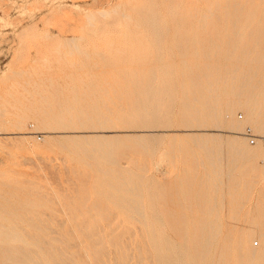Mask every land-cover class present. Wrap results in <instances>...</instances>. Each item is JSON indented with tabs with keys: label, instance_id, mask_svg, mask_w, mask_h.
Returning a JSON list of instances; mask_svg holds the SVG:
<instances>
[{
	"label": "rangeland",
	"instance_id": "rangeland-1",
	"mask_svg": "<svg viewBox=\"0 0 264 264\" xmlns=\"http://www.w3.org/2000/svg\"><path fill=\"white\" fill-rule=\"evenodd\" d=\"M206 3V0H0V226L9 223L22 226V233L27 231L37 238H48L54 245L71 251L74 246L57 240L58 232H73V236L68 235V241L74 243L79 239L85 246L91 240V236L82 234L84 232L79 229L85 224L90 232L100 229L108 248L106 259L111 260L117 248H121L117 252H122L126 247L131 251V264H138L137 255L145 252L143 247H147L146 253L155 258L157 247L152 242H143L144 236L138 229L141 221L126 216L120 204L112 203L97 192L102 189L95 169V161H102L97 152L102 147H111L117 163L139 176L145 213L159 217V220L149 218L148 223L173 242L183 260L180 259L181 264H187L189 243H181L172 231V222L167 217L169 212L161 196L164 192L168 197L177 196L173 185L184 182L183 176L188 170L193 181L199 182L203 174H212L215 168L221 172L226 169V154L225 157L216 155L213 160L218 156L217 159L222 160L212 164L204 151L207 147H218L216 138L202 142L186 134L194 131L216 133L217 130L207 126L185 131L174 122L175 119L171 120L173 124L170 121V125H166L153 116L137 113L130 115L127 122H122L118 113L107 114L109 123L91 127L75 124L72 125L74 129L54 123L40 125V117L46 111L107 112L120 109L116 108L119 99L112 95L123 93V87L130 84L124 68L140 62L148 69L156 56L177 67L173 21L183 15V7ZM146 4L157 9V28L147 21L149 14L141 12ZM175 4L178 10L170 12V6ZM107 105L110 109L104 108ZM161 107L163 110L164 104ZM67 115L62 116L68 119ZM234 115L244 119L245 112L237 108ZM160 116L163 117L162 112ZM252 129L254 133L263 134V130ZM220 133L234 132L223 130ZM246 141L251 144L248 138ZM221 146L225 148L223 144ZM112 166L116 167V164ZM263 184V180L254 184L237 219L230 217L227 205L223 204L219 210L220 238L227 227L248 231L249 215L254 211L256 195ZM26 195L35 197L37 202L20 208L18 201ZM169 205L178 207L173 200ZM191 206L195 208L197 204L191 203ZM15 212L17 215L20 212L19 216L24 219L14 217ZM57 222L63 224L59 226ZM36 225L47 229H36ZM252 244L258 247L260 240L253 237ZM238 259L234 251L229 263L237 264Z\"/></svg>",
	"mask_w": 264,
	"mask_h": 264
},
{
	"label": "bare ground",
	"instance_id": "bare-ground-1",
	"mask_svg": "<svg viewBox=\"0 0 264 264\" xmlns=\"http://www.w3.org/2000/svg\"><path fill=\"white\" fill-rule=\"evenodd\" d=\"M206 2L204 6L183 7L181 10L183 15L173 21L176 29L174 45L179 60L177 67L174 68L172 63L162 62L157 56L148 69H144L140 62L133 66H126L124 74L129 77L130 84L123 87V93L120 91L112 95L119 99L120 102L116 103V108L120 107V109L107 112L84 109L78 112L46 111L47 113L40 117V125L54 123L59 127H71L75 124H79L80 127H91L109 123L107 114L118 113L122 122H127L130 115L137 113L140 116H153L157 119L156 121L166 125L175 119L174 122L176 121L185 131L213 127L217 130L216 133L193 130L194 132H186V134L202 142L208 141L209 138H216L218 147H207L204 151L212 164L220 160V158L217 159L220 156L213 160L216 155L226 154L227 159L223 158L226 159V167H224L226 169L221 172L220 169L215 168L212 174L206 173L201 177L199 174V182L193 181L191 173H187L188 170L183 176L184 182H180L178 177L179 182L173 185L177 196L168 197L167 192L162 194L161 198L169 212L167 217L172 222V231L181 243H189V250H186L187 264H230V255L234 251L239 257L237 264H264V184L259 188L258 196L256 195L257 204L249 215L248 231L244 228L234 229V231L232 227H227L223 236L219 237L221 226L219 210L223 204L227 205L230 217L237 219L241 206L251 194L254 184L260 180L264 181V148L258 140L255 144H248L247 137L243 133L246 122L250 127L263 130V134L260 135H264V0H206ZM169 9L170 12H175L178 10V5L170 6ZM156 10V7L151 4H146L141 9V12L149 14L147 21L154 27L157 19ZM74 95L76 96L75 93ZM162 104L165 106L163 110ZM78 107H80L79 104ZM106 107L104 108L110 109ZM237 108L245 112L244 119L235 117ZM161 112L163 117L160 116ZM65 113H68V119L63 118L62 115ZM70 115H72L71 118ZM19 122L22 120L20 119ZM72 127L74 129V126ZM223 130L234 133L222 135L220 131ZM222 144L225 148H222ZM97 153L102 158L101 162L95 161V169L100 178L99 185L102 188L97 192L109 198L112 203L120 204L126 216L141 221V227L137 228L144 236L143 242L146 244L152 242L157 247L155 258H151L146 253L147 247H143L145 252L137 255L136 262L138 264H181V256L176 252L177 247L173 242L148 223L149 218L159 220V217L145 213L141 199L142 183L137 180L139 176L131 174L117 163L111 147H102ZM260 160L262 163H258ZM103 164L108 166L105 167ZM112 164H116V167ZM225 197H227L226 200H223ZM34 198H29L27 195L20 198L19 207L35 204L37 200ZM171 200L175 201L177 209L169 205ZM191 203L197 206L192 208ZM194 211L197 213L194 214ZM20 214L19 212L17 215L15 212L13 216L21 218ZM58 224L61 226L63 223ZM20 228L10 223L0 226V264H16L17 262L21 264H131L132 256L130 257L129 254L131 251H127V247L122 249V252H117L121 249L117 248L114 250L112 259H106L108 248L99 228L90 232L85 224L79 226V229L84 232L82 234L91 236L90 243L85 246H82L79 239H76L74 243L68 241V235L73 232H58L60 237H56L57 240L68 246H74L71 251L54 245L48 238L47 240L37 238L27 231L22 233L23 229L20 230ZM34 228L47 229L46 226L37 225ZM253 237L260 240L258 247L252 244Z\"/></svg>",
	"mask_w": 264,
	"mask_h": 264
},
{
	"label": "built area",
	"instance_id": "built-area-1",
	"mask_svg": "<svg viewBox=\"0 0 264 264\" xmlns=\"http://www.w3.org/2000/svg\"><path fill=\"white\" fill-rule=\"evenodd\" d=\"M243 133L248 138L250 143H255L258 140L261 142V145L264 148V135L254 133L252 127L249 125L244 127Z\"/></svg>",
	"mask_w": 264,
	"mask_h": 264
}]
</instances>
